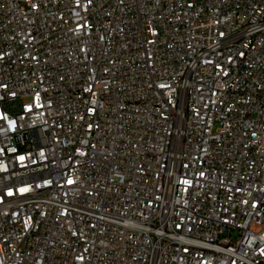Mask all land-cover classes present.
<instances>
[{"label": "built area", "instance_id": "2783aa9c", "mask_svg": "<svg viewBox=\"0 0 264 264\" xmlns=\"http://www.w3.org/2000/svg\"><path fill=\"white\" fill-rule=\"evenodd\" d=\"M0 264H264V0H0Z\"/></svg>", "mask_w": 264, "mask_h": 264}]
</instances>
